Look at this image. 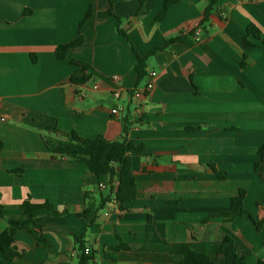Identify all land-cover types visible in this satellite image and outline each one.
<instances>
[{
	"label": "crops",
	"instance_id": "crops-1",
	"mask_svg": "<svg viewBox=\"0 0 264 264\" xmlns=\"http://www.w3.org/2000/svg\"><path fill=\"white\" fill-rule=\"evenodd\" d=\"M164 1L116 0L111 14L110 0H0V234L9 219L27 218V200L55 211L34 219L41 241L19 231L20 256L0 252V264H79L76 237L94 253L92 264H115L107 254L118 245L129 250L116 264H179L185 246L219 263L225 236L246 264L264 260V163L255 167L264 145V49L243 41L250 25L264 37V0H180L159 21ZM90 9L84 44L60 61L57 48L78 37ZM134 48L157 74L142 119L130 121L129 140L146 150L130 155L137 198L121 211L113 195L91 224L81 214L108 197L109 177L54 158L47 141L73 132L122 140L123 118L137 110L129 93L149 80L139 81ZM72 60L89 65L85 84L71 82L79 70ZM117 107L124 116L113 115ZM240 190L259 226L249 216L204 224L230 212Z\"/></svg>",
	"mask_w": 264,
	"mask_h": 264
},
{
	"label": "trees",
	"instance_id": "trees-1",
	"mask_svg": "<svg viewBox=\"0 0 264 264\" xmlns=\"http://www.w3.org/2000/svg\"><path fill=\"white\" fill-rule=\"evenodd\" d=\"M139 1L141 4L145 2V0ZM178 2H180V0H165L163 12L158 18L159 21L163 20L166 17L169 8ZM115 3L116 0H110L111 14H113ZM210 10L211 8H208L207 13H209ZM91 17L92 9L89 10L86 17L81 22L78 37L74 41L60 45L57 48L56 56L60 61H66L73 49L84 44L85 41L81 35V30L84 25L89 22ZM121 33L132 44L126 33L122 31ZM250 38H253V40ZM178 41H181V39H174L170 41L169 44ZM243 41L246 49L252 47H261L264 49V37L260 30L254 25H250L247 28V35ZM134 52L137 58L135 71L141 82L149 75L147 58L141 57L136 52L135 48ZM71 64L79 68L78 72L72 76L71 82L81 85L85 84L88 81V78L84 77L82 74L89 70V65L79 60H72ZM123 124L124 136L120 141L109 142L101 136L95 139H86L80 137L76 132L72 133L71 138L68 141H60L53 144L47 141L48 149L54 158L71 159L85 164L88 171L98 179L109 177L108 197L101 198L99 201L95 200V202L91 203V205H89V207L81 214V217L88 220L91 224L113 195L121 211L129 210L132 202L137 198V181L133 174L130 155L144 154L146 153V150L143 144L137 145V143L129 140L131 122L129 121L128 115L123 118ZM2 150L3 143L0 141V152ZM258 156L259 160L255 164L256 169L264 163V145L258 149ZM213 170L221 180L227 178V173L219 172L215 167H213ZM114 183H116V187L114 186ZM245 196L246 191L240 190L231 200L230 212H218L212 214L204 221V224L216 218H222L225 222H232L236 217L249 216L255 225L259 226L252 215L245 209ZM21 209L27 218L18 220L9 219V229L0 234V252L8 261H12L20 256L15 248V237L17 233L21 230H27L33 234L38 241H41L40 232L35 229L34 219L40 215L55 214L52 205L49 203L34 204L29 200L22 204ZM4 218L3 209L0 207V219ZM76 241L80 244L79 264H92L94 261V253L91 252V250L89 254L86 253L82 238L76 237ZM123 250H129V247L126 245L112 247L110 249L111 253L107 254V258L116 264V254ZM218 254L221 256V261L216 263L210 256L197 252L190 246H185L179 264H246V258L238 253L235 240L230 236L224 237ZM257 264H264V260L258 261Z\"/></svg>",
	"mask_w": 264,
	"mask_h": 264
},
{
	"label": "built area",
	"instance_id": "built-area-1",
	"mask_svg": "<svg viewBox=\"0 0 264 264\" xmlns=\"http://www.w3.org/2000/svg\"><path fill=\"white\" fill-rule=\"evenodd\" d=\"M200 30L196 33V41L200 40ZM156 73L155 72H149V80L146 84V86L142 89H137L131 93H129L131 100L133 101V103L136 106V115L130 119L129 121H140L142 119V103L143 101L146 99V97H148V95L153 91L154 89V80L156 77ZM112 81L115 83H118L120 81V77L119 76H114L112 77ZM121 91L120 90H116L114 91V96L116 99H121ZM113 115L117 116V117H121L124 116V108L123 107H117L115 109H113L112 111ZM102 189L105 187L104 185L100 186ZM86 253L89 254L90 253V249L86 248Z\"/></svg>",
	"mask_w": 264,
	"mask_h": 264
}]
</instances>
